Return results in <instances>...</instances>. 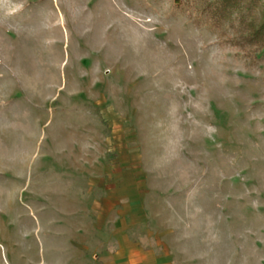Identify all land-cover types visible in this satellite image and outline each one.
<instances>
[{
	"label": "rangeland",
	"instance_id": "rangeland-1",
	"mask_svg": "<svg viewBox=\"0 0 264 264\" xmlns=\"http://www.w3.org/2000/svg\"><path fill=\"white\" fill-rule=\"evenodd\" d=\"M219 1L0 0V264H264V46ZM91 147L133 220L80 253Z\"/></svg>",
	"mask_w": 264,
	"mask_h": 264
},
{
	"label": "crops",
	"instance_id": "crops-1",
	"mask_svg": "<svg viewBox=\"0 0 264 264\" xmlns=\"http://www.w3.org/2000/svg\"><path fill=\"white\" fill-rule=\"evenodd\" d=\"M89 148V147H88ZM94 154V147H91V149L86 150V152H82L80 154V158L76 160L75 162V177L73 180V185L75 188H81L82 193L81 194V201L82 198L89 199L90 196L94 197V204L92 207L93 215H91V219L87 220L86 224H82L80 228L76 231L75 234H73V240L71 241L72 245L80 250V253L83 249L86 248V245L88 242H90L89 239H87L85 236H82L84 234H88L90 237H92L93 241H96L97 244H105L107 247H112L117 243L116 238H119L120 243V237L121 235L118 233L116 234V228H119L120 225H123V231H128L129 223H132V217L130 214L133 213V211L127 207H125L126 203L125 200L127 199V205L130 203L132 204V198L130 196V193H125V191H121L120 195L116 197L117 191L115 188H107L106 186H101L99 182V168L98 166H94L93 164H86L84 161L85 156ZM86 175V176H84ZM86 179V181H85ZM120 186V185H119ZM121 189L126 187V184H124V181L121 183ZM86 189L87 192L84 191ZM119 194V193H118ZM118 198V199H117ZM82 203V202H81ZM101 205H103V208L101 209ZM101 210V211H100ZM120 211H123V219H120L119 217H116V214ZM71 213V212H69ZM106 215L109 217H106ZM130 215V217H128ZM111 216V217H110ZM134 219L133 223H136ZM122 222V223H121ZM124 222V223H123ZM125 227V229H124ZM102 228H108L112 231V236L108 239H105V236H101V229ZM86 230V232H83ZM113 237V238H112ZM124 237V238H123ZM123 243L128 246V243L125 242V236H122ZM128 242L131 243V241L128 239ZM121 244V243H120ZM70 246V244L68 245ZM66 248V247H64ZM67 249V248H66ZM125 251V250H124ZM128 251V250H127ZM111 252V253H110ZM130 252V251H129ZM110 254H114V252L110 251L109 249H105V254L101 257L99 261H102L106 255L110 257ZM107 257V258H108ZM95 260L99 259L97 256H93Z\"/></svg>",
	"mask_w": 264,
	"mask_h": 264
},
{
	"label": "trees",
	"instance_id": "trees-1",
	"mask_svg": "<svg viewBox=\"0 0 264 264\" xmlns=\"http://www.w3.org/2000/svg\"><path fill=\"white\" fill-rule=\"evenodd\" d=\"M242 3L244 6H242ZM237 9L240 11L245 9L250 18L245 20L249 31L247 42L264 46V4L261 0H220L219 2L209 3L208 9L205 10L212 15L214 24L219 26L224 18Z\"/></svg>",
	"mask_w": 264,
	"mask_h": 264
}]
</instances>
